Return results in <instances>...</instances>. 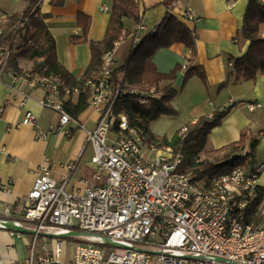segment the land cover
Returning <instances> with one entry per match:
<instances>
[{
	"label": "built area",
	"instance_id": "built-area-1",
	"mask_svg": "<svg viewBox=\"0 0 264 264\" xmlns=\"http://www.w3.org/2000/svg\"><path fill=\"white\" fill-rule=\"evenodd\" d=\"M177 1H171L172 8ZM101 9L110 6L106 2ZM184 16L198 20L191 11ZM156 30L139 24L133 47ZM124 38L125 33L103 55L97 79L88 82L89 105L99 117L95 128L81 127L93 149L94 183L84 181L82 190L69 188V177L57 180L48 167L42 168L24 198L27 224L15 221L33 231L25 264H264V161L206 178L179 171L184 158L180 149L147 141L126 114L115 112L120 95L135 93L144 105L161 96L155 89L114 86L113 51ZM10 55V47L0 43V82ZM10 74L19 77L15 71ZM29 83L47 91L39 103L59 114V124L52 122L51 129L78 124L63 102L78 88L71 90L59 77H33ZM22 122L36 125L37 117L27 111ZM185 131L187 126L180 134ZM50 133L36 129L35 138L46 139ZM9 185L0 181L1 190H11ZM0 228L18 231L8 219L0 218ZM43 236L53 239V254L37 251ZM66 239L73 245L67 261L62 259ZM43 247L48 250L47 243Z\"/></svg>",
	"mask_w": 264,
	"mask_h": 264
},
{
	"label": "crops",
	"instance_id": "crops-1",
	"mask_svg": "<svg viewBox=\"0 0 264 264\" xmlns=\"http://www.w3.org/2000/svg\"><path fill=\"white\" fill-rule=\"evenodd\" d=\"M40 0L38 6L45 15V23L51 33L58 61L74 77L80 79L91 62L89 42L72 41V36L82 35L78 24V14L91 17L88 38L101 41L106 35L110 22L112 0ZM172 0H140L142 23L148 27H157L164 16L173 10L176 15L184 17L182 21L195 34L196 52L191 58V49L184 43L177 42L169 47L158 49L153 56V63L161 73L171 72L177 65L174 79H165L161 86L172 85L177 95L171 101L177 117L176 132L189 123L196 122L199 117L212 115L217 109H223L233 102H239L221 125L213 128L209 136V148H221L238 141L245 130L253 137H260L259 151L264 150V75L256 81L237 79L234 60L242 57L248 50L250 42L242 35L245 12L249 0H178L174 8ZM33 0H0V26L7 23L14 14L23 13ZM108 3L109 10L101 9ZM193 12L198 20H185V12ZM125 31L128 32L121 43L114 49V71L123 67L133 48L132 37L137 26L132 19L124 18ZM264 31V25L262 26ZM21 35L13 37L5 43L15 53L21 42ZM47 39L40 43L39 50L47 47ZM19 77L15 80L7 68L1 73L0 106L4 111L0 114V181L8 184L9 191L0 189V218L20 221L24 225V207L34 180L43 167H48L51 175L57 180L69 177L68 187L82 190L84 181L94 183L92 178L93 164L91 156L84 154L89 148L84 128L93 129L97 124L99 112L89 105L64 128L51 129V123L59 124V114L49 107H44L39 100L47 91L29 83V72L33 60L20 58ZM201 67L207 78L204 83L197 74L185 81V66ZM225 84L224 87H221ZM19 91L23 93H18ZM26 95V96H25ZM78 104L80 92L73 93L70 98ZM254 104V109L248 107ZM27 111L37 117V124L23 123ZM163 115L159 119H164ZM158 121V120H157ZM166 121V120H165ZM156 122V121H155ZM151 122L150 130L157 136ZM36 129L50 131L46 139L35 138ZM71 131V133L68 132ZM92 148V146H91ZM93 150V149H92ZM70 166L74 168L71 169ZM264 182V175L261 178ZM9 209V213L5 212ZM32 233L0 228V264H25L29 255ZM47 243L48 250L43 245ZM37 251L42 254H53V239L40 237ZM73 254V245L64 242L62 259L69 260Z\"/></svg>",
	"mask_w": 264,
	"mask_h": 264
},
{
	"label": "trees",
	"instance_id": "trees-1",
	"mask_svg": "<svg viewBox=\"0 0 264 264\" xmlns=\"http://www.w3.org/2000/svg\"><path fill=\"white\" fill-rule=\"evenodd\" d=\"M37 1L33 0L23 13L12 15L7 23L1 25V44L19 35L22 37L18 51L14 53L10 48L11 55L7 68L20 74L18 60L22 57L29 58L33 60L28 74L30 79L59 77L71 90L78 88L80 92L78 104H73L71 99H63L66 109L77 118L89 106L91 87L88 82L97 79L102 67L103 55L113 49L114 43L123 33L125 37L128 36V32L125 31L124 18L132 19L136 25L142 23L140 0H112L110 22L106 35L101 41L88 38L91 17L83 13L78 14V24L82 29V35L72 36V41L89 42L91 47V62L80 79L74 77L58 61L55 41L45 23V15L41 14L39 8L36 7ZM63 2L64 0L57 1L58 4ZM181 20L184 21V17L176 15L170 9L157 26L156 32L146 35L136 47H133L126 63L113 74L114 86L118 85L123 89L132 87L143 90L155 89L161 93V96L151 98L149 103L144 105L139 102V96L135 93L120 95L115 112L126 114L130 124L142 130L147 141L160 142L180 149L184 158L178 170L192 172L198 178L212 177L230 172L239 166L255 163L261 138L251 136L248 130L241 133L238 141L217 149L208 147L209 136L213 128L221 125L239 102H233L223 109H217L210 116L199 117L196 122L186 125L187 131L184 133L180 134L179 130L173 139L165 137L157 139L152 134L150 130L152 121L163 115L176 114L171 101L177 95L178 90L172 85L162 87L161 82L165 79H174L177 71L182 68L181 65H177L167 74L159 72L153 63L155 52L177 42L184 43L191 49V58L196 52L195 34ZM263 25L264 0H249L242 35L249 40L250 45L242 57L234 60L237 79L256 81L259 75H264ZM43 39H47L48 44L41 52L39 46ZM185 68H187L185 81L197 74L204 83H207L206 74L201 67L187 65ZM224 86L225 84L221 85V87Z\"/></svg>",
	"mask_w": 264,
	"mask_h": 264
},
{
	"label": "rangeland",
	"instance_id": "rangeland-1",
	"mask_svg": "<svg viewBox=\"0 0 264 264\" xmlns=\"http://www.w3.org/2000/svg\"><path fill=\"white\" fill-rule=\"evenodd\" d=\"M176 120H177V117H174L171 115L164 116V119L158 118V119L152 121V122H154V124H152V127H153L155 133L158 134L157 136H159V135L160 136H168L169 139H173L174 136L177 134V132H176L177 128H175L176 127L175 126ZM91 153H93V150L91 148V145H89V148L87 149V151L84 154L85 158H89L91 156ZM257 161H264V150H260V151L258 150ZM66 240L68 243H70V244L72 243L71 239H66Z\"/></svg>",
	"mask_w": 264,
	"mask_h": 264
},
{
	"label": "water",
	"instance_id": "water-1",
	"mask_svg": "<svg viewBox=\"0 0 264 264\" xmlns=\"http://www.w3.org/2000/svg\"><path fill=\"white\" fill-rule=\"evenodd\" d=\"M11 222H12V228L16 230H20V231H27V232L33 233V231L29 230L28 228L17 225L15 221L11 220ZM42 234L46 235L45 233H42Z\"/></svg>",
	"mask_w": 264,
	"mask_h": 264
}]
</instances>
